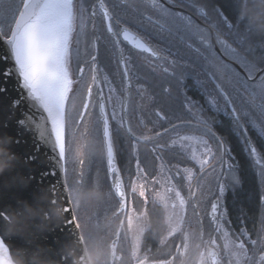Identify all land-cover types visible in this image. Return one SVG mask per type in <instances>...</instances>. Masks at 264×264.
I'll return each mask as SVG.
<instances>
[{"label":"flooded vegetation","instance_id":"af4514ba","mask_svg":"<svg viewBox=\"0 0 264 264\" xmlns=\"http://www.w3.org/2000/svg\"><path fill=\"white\" fill-rule=\"evenodd\" d=\"M74 2L79 8L80 0H74ZM250 2H259L260 5L252 4L251 8L255 10L247 17L246 12L250 11L247 8V3ZM99 3L100 0H84V29L79 36L78 45L76 36L73 37L70 72L73 80L77 82L73 84V90L69 94L72 100L67 105L71 113L69 131L74 130V136L66 133V146L70 149L65 163L66 171L69 174L77 173L78 178L75 179L77 181L87 171L95 172L105 169L107 173L105 159L103 160L104 167L101 161L96 159V155L101 157L100 148L104 153L101 132L98 135L94 130V121L99 116L101 95L112 128L115 159L120 176V168L125 171L136 157L137 143H147L144 152L148 155L154 154L160 159V155L171 153L168 149L169 146L180 149L177 145L170 144V140L185 133L202 136L203 133L197 126L196 119L207 120L217 136L223 138L224 146L227 149L222 155L221 150H217L215 142L208 136H204L212 146V154L204 166V169H208L207 172L211 177L208 180L210 188L208 194H214L209 206L217 195L216 183L220 184L223 181L225 186L229 184V196L224 207L228 221L225 226L233 245L239 246L243 242L245 253L236 260L231 252L227 250L225 252L221 248V244L219 248L207 244L205 253L207 246L214 248L220 259L219 264H264V213L261 212L262 209L264 210V198L259 199L260 205L255 215L247 214L241 205L233 206L232 201L235 199L233 195L238 184L233 185L231 182L233 173L240 177L241 167H244L245 163L252 170L264 172V136H261L258 129L248 120L243 121V129L237 134L233 130L231 119L223 112H217L209 103L210 95H216L221 103L223 102V97L220 96L217 89L218 84L230 96L233 95L234 89L229 83L232 69L244 79L252 82H258L264 75V72H259L249 77L245 68L236 60L225 55L220 45L215 42L218 27L223 39L227 40L232 47L242 50V46L246 47L247 42L249 44L253 42L257 50L254 57L264 55V40L257 42L247 38L249 27L262 28L261 34L264 36L263 1L241 0V6L238 8L241 14L234 20L229 19L217 0H156L155 5L153 0H104L112 14L110 19L105 18ZM159 5H163L164 9L173 13H181L185 17H190L196 25L206 29L214 46L215 57L208 61L202 58L198 60L197 54L187 46V43L178 38L167 37V33L159 34L155 31L149 23V18L153 21L161 19L162 9ZM199 8H203V14L198 10ZM255 13L260 16L254 17ZM116 19H120L121 25L128 27L133 34L143 38L149 47L159 50L161 58L157 59L152 57L149 52L136 49L130 41H124L122 36L120 37L121 42L117 46L112 33L108 31L109 23H112L113 31H119L115 24ZM77 23L79 25L80 21L78 20ZM237 36L239 42L236 40ZM189 42L194 47H200L196 38H192ZM77 47L79 58L76 54ZM93 55L96 56L94 64L91 60ZM249 58L253 57L249 55ZM172 61L176 63L173 64ZM80 68L84 69L83 73L79 71ZM93 75L97 78L95 83L92 79ZM197 80L201 83L198 84ZM89 86L92 88L90 97L87 93ZM245 95L236 97L232 107L239 111L241 107L245 106ZM186 96L197 103L189 108L185 102ZM85 101L89 103L87 110L83 108ZM113 111L116 113V120L112 119ZM81 112L84 113L83 120H81ZM121 118H123L124 127L120 128L119 134H117V121ZM187 121H191V125L187 124ZM257 123L260 121L258 120ZM129 127L132 129V133L127 131ZM86 128L87 132H85ZM249 133L252 137L251 143L248 142L250 140ZM133 136L137 138L149 137L150 139L136 140ZM253 147L257 150L255 155L252 154ZM75 150H78L79 155L73 162L71 157ZM92 155L94 158L90 159ZM81 159L85 161L83 165L79 163ZM173 163L176 162H171L170 166ZM135 164L137 163L135 162ZM229 165H233L232 169H229ZM121 178L125 185L123 176ZM112 179L108 176L109 181L103 180V185L111 186ZM67 181L71 183L72 178L69 177ZM239 185H241V180ZM195 187L196 184L193 186V190ZM126 200L128 201L127 194ZM196 215L199 222L197 249H200L204 246L205 241H209L214 234L215 224L209 219L207 210V218L214 231L209 237L204 238V225L197 209ZM125 216L126 214L123 218ZM177 246L179 248L180 243ZM177 251L178 249L175 248V253ZM115 258H118L117 251Z\"/></svg>","mask_w":264,"mask_h":264},{"label":"snow or ice","instance_id":"6c2138e0","mask_svg":"<svg viewBox=\"0 0 264 264\" xmlns=\"http://www.w3.org/2000/svg\"><path fill=\"white\" fill-rule=\"evenodd\" d=\"M153 4H156V0H153ZM99 7L103 11L105 18L110 19L112 14L106 7L104 0H100ZM159 7L162 9L161 19L153 21L149 18V23L155 31L159 34L167 33V37L178 38L182 42L187 43V46L197 54L198 60L202 58L208 61L210 58L215 57L214 46L206 29L200 28L190 17H185L181 13H173L168 9H164L163 5H159ZM198 10L203 14V8H199ZM83 12L84 0H80L79 8H77L74 0H0V38H4L7 45V53L0 54V61H7L9 59L14 61L13 66L4 71L3 76L7 79L9 76L15 75L19 81V87L26 92V97L23 98L30 99L33 102V107L42 109L43 113H46V116H42L41 122L36 124L35 127L39 134V141L44 145L51 146V151L54 154L51 159L56 161V165L61 171H66L64 165L67 162V155L70 151L69 147L66 146V133L74 136V130L69 131L71 128V113L67 105L72 100L69 94L73 90V84L77 81H74L72 78L70 62L73 52V37L76 36V44L78 45L79 36L84 29ZM78 20L80 21L79 25L77 23ZM115 24L118 26L119 31H113L112 23L108 24V31L112 33L117 46L120 44V37L122 36L124 41H130L136 49L149 52L152 57L157 59L161 58L159 50L149 47L143 38L133 34L128 27L121 25L120 19H116ZM5 25H7L8 31H10V35H7L6 38L4 36ZM78 28L79 31H77ZM162 38H164L163 35ZM192 38L198 39L200 47H194L189 42ZM215 42L220 45L225 55L236 60L245 68L249 77L254 76L256 73L264 72V55L249 58V55L254 52L251 44L248 47L242 46V50H237L227 40L223 39L218 27L216 29ZM76 54L77 58H79L78 47ZM91 60L94 64L96 56H91ZM172 63L175 64L176 62L172 61ZM93 70L95 71V69ZM79 71L83 73L84 69L80 68ZM92 79L95 83L97 78L93 75ZM197 83L200 84L201 81L197 80ZM229 83H231L234 89L233 95L230 96L218 84L217 89L220 96L223 97V102L221 103L219 97L216 95H210V106L217 112H223L225 116L231 119L233 130L237 134L243 129V121L248 120L258 129L259 134L264 136V75L260 77L258 82L250 83L249 80L236 74L235 79L230 78ZM3 91V87H0V92ZM87 93L90 97L92 94L91 86L88 87ZM241 95H245V106L241 107L238 111L232 105L236 97ZM185 102L189 108L197 103L187 96L185 97ZM83 108L85 110L89 108L87 101L84 102ZM80 116L81 120H83L84 113L81 112ZM112 119L116 120L115 111L112 113ZM258 120L260 123H257ZM20 123L22 124L23 121ZM186 123L191 125V121H187ZM196 123L203 135L180 137V141L193 140L196 143L203 144L205 152L212 154V146L207 139H204V136H208L215 142L217 150H221L223 155L227 151L223 138L217 136L207 120L197 118ZM123 127L124 121L121 118L117 121V134H119L120 128ZM94 130L98 135L102 131V145L106 152L101 153V160L103 161L106 155L107 170L109 175L113 177L111 188L114 189V195L118 198V206L115 208L112 216L125 215L129 203L126 200L124 182L119 175V169L116 167L112 128L109 123L108 114L105 111L103 99L99 105V116L94 121ZM127 131L132 133L130 127ZM85 132H87V128ZM139 139L147 140L150 138L139 137ZM248 142L251 143L250 140ZM256 153L257 150L253 147L252 154L255 155ZM78 155V150L73 151L71 157L73 162L77 159ZM192 156L193 159L198 161L200 170L203 172L208 160L200 159L195 150H193ZM93 158L94 155L90 156V159ZM32 159H35V157H32ZM79 163L83 165L85 161L81 159ZM232 167L233 165H229V169H232ZM137 169L139 175L143 171L139 168V161H137ZM231 182L233 185L239 183V179L234 173L231 175ZM139 187V196L144 197V184H140ZM136 190V184L133 182L131 184V193H135ZM167 191L174 192L175 201L171 204V207L173 210L179 209L182 225L187 201L180 191L172 188H169ZM225 191L226 186L220 184L219 193L215 196V202L211 205L212 222L215 224L217 232L223 229L221 221L228 222L227 213L223 209ZM190 194L194 195V193ZM69 197H72L71 192H69ZM159 199L165 203V206H168L164 196H159ZM51 203H55V201ZM193 208L195 209V205H193ZM61 211L68 212L69 209L65 207ZM37 214L32 209L26 208L21 216L30 219ZM3 219L9 227L8 230L0 233V264H16L17 259L26 260L28 257L27 250L21 249L13 253L10 246L6 243L7 239L20 231L19 228L13 231L11 226L13 224H20L21 221H16L7 215H4ZM74 220L75 217H73ZM73 221H68L67 223H72ZM124 225L125 221L121 220L120 226L114 233L117 238L121 236ZM181 225L173 226L169 231V235L181 231ZM132 226L133 218L128 216L127 227L131 229ZM75 227L79 229L81 226L79 223H76ZM138 232L139 234L133 248V256H136L142 243L143 229H139ZM224 235L227 237L226 231ZM125 238H127L126 233ZM80 239L83 240L84 238L81 236ZM212 243L215 244V241L213 240ZM231 243V241H228L224 247L229 248ZM239 247H244L243 242L240 243ZM113 257L115 258V251H113ZM208 258L213 261V264H216L217 253L210 251ZM161 264H164V262H161Z\"/></svg>","mask_w":264,"mask_h":264},{"label":"water","instance_id":"95a60500","mask_svg":"<svg viewBox=\"0 0 264 264\" xmlns=\"http://www.w3.org/2000/svg\"><path fill=\"white\" fill-rule=\"evenodd\" d=\"M4 36L6 38L7 35ZM6 53L5 39L0 38V54ZM13 64L14 61L10 59L0 61V87L4 89L0 92V233L5 232L9 226L3 219L4 215L18 221L25 209L30 208L38 214L28 219L30 226L27 233L20 230L6 240L13 253L21 249L27 250L28 257L23 260L24 264H91L84 242L80 239V231L75 227L77 222L73 221L75 216L65 173L51 159L54 156L51 146L39 141L35 125L41 122L46 113L33 107L30 99L23 98L26 97V92L19 87L15 75L7 79L3 76L4 71ZM102 99L101 95L99 105ZM103 103L105 105L104 99ZM133 138L139 140L137 137ZM108 176L112 179L109 173ZM112 190L114 193V189ZM116 199L118 201L117 197ZM52 201L55 203H51ZM213 202L215 198L208 209L211 221ZM65 207H68V212L61 211ZM123 217L124 215L120 221ZM68 221L73 222L67 223ZM17 228L20 229L19 224ZM118 239L114 235L109 245L110 262L114 260L113 251L116 257ZM210 251H217L210 246L206 247L207 262L213 264L208 258ZM219 260L217 255L216 264H219Z\"/></svg>","mask_w":264,"mask_h":264},{"label":"trees","instance_id":"16d2710c","mask_svg":"<svg viewBox=\"0 0 264 264\" xmlns=\"http://www.w3.org/2000/svg\"><path fill=\"white\" fill-rule=\"evenodd\" d=\"M221 7L224 9L225 14L230 20H234L235 17H239L241 14L238 8L241 6V0H217ZM228 3H226V2ZM264 3V0H262ZM259 4V2L247 3V8L250 11L246 12L248 17L253 10L251 5ZM264 15V14H263ZM258 13H255L254 17H259ZM253 17V18H254ZM262 28L249 27L247 31V38L251 41L260 42L264 40V36L261 34ZM8 27L4 26V35H8ZM236 40L239 42L238 36ZM254 48V52L250 54L252 57L255 56L257 50L255 44L250 43ZM249 43L247 42V46ZM262 46V44H259ZM246 46V47H247ZM238 74L232 69L231 79H235ZM240 77H243L239 74ZM250 83H256V81ZM252 124V123H251ZM250 135V133H249ZM252 137L250 135V141ZM253 142V141H252ZM236 144V143H234ZM147 143H137L138 152L134 160L131 161L130 167L124 171L122 168L121 176L125 181V189L127 194L128 203L131 204L134 210L141 214L138 219L141 223H147V227L144 229L142 236V243L140 244L141 257L147 261H160V260H171L172 264H193L194 256L192 254L187 255L184 263L181 262L179 250L183 241L185 232L189 234V247L193 249L195 244L199 241V222L196 215V209L199 211L202 223L204 225V238L209 237L213 233V226L207 218V210L211 198L214 194L209 195L204 186H199V179L197 176L200 171H196V175L193 177L191 183L187 185L182 176L176 177V182L184 195L187 204L186 212L182 224V230L174 233L165 240H162V236L166 230V222L164 216L163 207L155 201L149 194H146V198L139 196V194L131 193L130 183L135 175V162L139 161L140 169L143 170L147 177H152L156 173V163L158 157L154 154L148 155L144 152V148ZM168 149L171 151L170 154H162L159 158L170 168L171 162H176L183 165H193L196 167L194 162L190 160L181 149L175 146H169ZM100 152L102 150L100 148ZM122 158L120 157V160ZM102 161V160H101ZM104 167V162L102 161ZM242 171L237 176L241 185H237L234 192L235 199L232 201L233 206L237 207L241 205L247 214L255 215L258 212L260 205L259 199L264 198V172L256 171L249 168L248 164L245 163L244 167H241ZM65 173L66 185L68 193H72L70 198L75 220L80 224V234L84 238L83 242L88 253V257L91 264H136L131 258L130 254V242L129 236L126 229V224L122 230L121 236L119 237L117 245V257L111 263L109 261V245L112 238L114 237L115 230L121 216L113 217L112 213L118 206V201L114 196L113 190L109 185H103V180L108 182V176L103 171L83 173V177L79 181L75 180L78 178V174ZM236 174V173H235ZM68 177V178H67ZM72 178V182L67 180ZM196 184L195 189L193 186ZM229 187L226 185V191L223 197L224 207L225 202L227 204L229 196ZM76 189V190H74ZM110 193H112L110 195ZM190 193H194L191 195ZM264 203V202H263ZM196 205V208H193ZM264 213V210L261 211ZM125 220V218H124ZM227 225V222H224ZM259 228V226H258ZM125 233L126 237L125 238ZM180 243L178 251L175 253L176 245Z\"/></svg>","mask_w":264,"mask_h":264},{"label":"rangeland","instance_id":"374dc122","mask_svg":"<svg viewBox=\"0 0 264 264\" xmlns=\"http://www.w3.org/2000/svg\"><path fill=\"white\" fill-rule=\"evenodd\" d=\"M191 136H201V135L194 134V133H185L175 139L170 140L169 143L180 147V149L186 154V156L194 162L196 167H194L193 165H183L179 163H173L171 167L169 168L161 159H158L157 166H156V173L152 177H147L145 176L143 171L140 172V174L138 175L137 164H135V175L133 177L132 183L135 182L136 184V188H137L136 193L139 194V191H140L139 185L144 184L145 196L143 198H146V194H149L155 201H157L163 207L165 222H166V230L162 236V240H165L171 236L169 235V231L171 230L173 226L181 225L179 209L177 208L176 210H173V208L171 207V204L175 201L174 192L167 191L169 188L178 190L180 191L181 195L184 197V195L182 194L176 182V177L182 176L185 183L189 185L193 177L196 175V171L198 169V171H200V173L197 176V179L200 178L199 186H204L207 188V190H210L208 180L211 179V177L209 176L207 172L208 169H204V171L201 172L200 164L198 163L197 160L193 159L192 154H193V150H195V152L197 153L200 159H207V160L209 159L211 154L205 152L203 144L196 143L193 140H184L183 142L180 141V137H191ZM220 184H224V182L221 181ZM220 184L216 183V186H215V191L217 194L219 193ZM159 196H164L166 198L168 206H165V203L159 199ZM223 209H224V204H223ZM185 212L183 213V217L185 216ZM144 213L145 212L143 211V213L141 214H144ZM141 214H139L136 210H134L131 204L129 203V207L126 211L125 221H126V229L128 232L129 242H130L131 258L135 261L136 264H161V262H164V264H172L171 260L147 261L143 259L141 257L140 247H139V250L137 251L136 256H133L132 254L133 248H134L137 236L139 234L138 230L143 229V232H144V229L147 227V223H141L138 219V217ZM128 216H131L133 218V226L131 229L127 227V217ZM221 223L223 224V229L219 232L215 230L210 240L205 241L204 246L200 249H197L198 243L195 245L193 249H190L189 234L186 231L183 237L182 244L180 246V250H179L181 262L184 263L187 255L192 254L194 256L193 264H207V259L205 255V246L207 244H210V246H213L215 248H219L221 244L222 246L221 248L225 252L227 250L228 252H231L234 259L236 260L240 259V257L245 253L244 248H240L237 245H233V243H231L229 248L224 247L225 243H227L228 241H231V238L228 234V231L223 221H221ZM225 231L227 232V237H225L224 235ZM142 236H143V233H142ZM213 240L215 241V244L212 243Z\"/></svg>","mask_w":264,"mask_h":264},{"label":"clouds","instance_id":"9594fccd","mask_svg":"<svg viewBox=\"0 0 264 264\" xmlns=\"http://www.w3.org/2000/svg\"><path fill=\"white\" fill-rule=\"evenodd\" d=\"M14 220L16 219L14 218ZM18 221H21V223L19 224L20 230L27 233V231L29 230V226H30L28 219L26 217H20ZM11 228L13 231H15L17 228V225L13 224ZM6 230H8V228ZM16 264H24V261L22 259H17Z\"/></svg>","mask_w":264,"mask_h":264},{"label":"bare ground","instance_id":"6f19581e","mask_svg":"<svg viewBox=\"0 0 264 264\" xmlns=\"http://www.w3.org/2000/svg\"><path fill=\"white\" fill-rule=\"evenodd\" d=\"M161 156V155H160ZM96 159L98 160V161H101V157L99 156V155H96ZM102 162V161H101ZM179 249V248H178Z\"/></svg>","mask_w":264,"mask_h":264}]
</instances>
